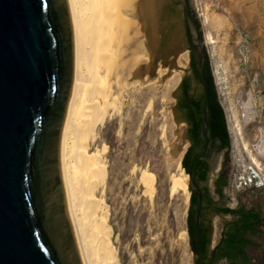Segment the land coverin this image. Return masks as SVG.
I'll return each instance as SVG.
<instances>
[{
  "label": "rangeland",
  "instance_id": "1",
  "mask_svg": "<svg viewBox=\"0 0 264 264\" xmlns=\"http://www.w3.org/2000/svg\"><path fill=\"white\" fill-rule=\"evenodd\" d=\"M165 5L156 19L155 41L149 40L150 28L145 33L149 45L131 63L134 70L121 88L119 112L99 126L92 144L93 152L107 148L105 198L120 264H194L187 229L191 190L182 164L189 142L176 109L178 87L190 74L191 52L179 2L175 12L163 11ZM195 5L231 134L232 165L245 170L239 172L247 182L245 204L264 213V185L251 186L247 172L253 167L260 181L264 177V0H195ZM143 170L155 175L152 194L140 179ZM176 178L189 190L174 191ZM237 191L233 185L225 189L232 205ZM221 228L216 219L215 241ZM250 252L260 255L255 248Z\"/></svg>",
  "mask_w": 264,
  "mask_h": 264
},
{
  "label": "water",
  "instance_id": "2",
  "mask_svg": "<svg viewBox=\"0 0 264 264\" xmlns=\"http://www.w3.org/2000/svg\"><path fill=\"white\" fill-rule=\"evenodd\" d=\"M152 31L165 4L178 1L189 50L204 88V150L187 171L193 204L190 248L200 261L202 192L192 167L208 143L209 54L195 0H153ZM154 56V55H152ZM75 71L68 0H0V264H83L61 168L63 127Z\"/></svg>",
  "mask_w": 264,
  "mask_h": 264
},
{
  "label": "bare ground",
  "instance_id": "3",
  "mask_svg": "<svg viewBox=\"0 0 264 264\" xmlns=\"http://www.w3.org/2000/svg\"><path fill=\"white\" fill-rule=\"evenodd\" d=\"M68 1L75 71L61 142L67 206L83 264H120L105 198L107 148L93 152L92 144L99 138V126L120 110L121 88L133 73L131 63L139 60L147 47L144 34L153 25L151 8L156 1ZM255 147L263 152L259 144ZM140 176L146 192L152 194L155 175L143 170ZM183 177L188 178L187 172ZM261 182L264 184V177ZM178 187L189 190L186 182L176 178L174 191Z\"/></svg>",
  "mask_w": 264,
  "mask_h": 264
},
{
  "label": "flooded vegetation",
  "instance_id": "4",
  "mask_svg": "<svg viewBox=\"0 0 264 264\" xmlns=\"http://www.w3.org/2000/svg\"><path fill=\"white\" fill-rule=\"evenodd\" d=\"M178 2L172 1L165 5L163 11L172 10L177 11L175 8ZM181 20L184 28L183 21V13L181 9ZM150 41H152L151 34ZM184 36L186 40V45L189 46L186 31L184 28ZM202 36V32H201ZM145 37V34H144ZM146 40V43L149 45V42ZM191 55V53H190ZM146 57V56H144ZM190 74H185L180 82L178 87V97L176 102V109L180 113L181 119L186 124V139L189 142V146L187 150L190 149V154L188 155L186 162L189 163V168L192 160L199 155L205 148V141L203 139L201 133V125L203 118V103H204V88L201 83L199 73L195 74L192 61L190 57L189 62ZM209 74V70H208ZM210 84L211 78L209 75ZM195 83L198 86V89H194ZM185 88L188 89L190 95L196 96L200 98V106L195 110V119L193 120L189 114V110L186 107L180 106V96L183 94ZM212 89V84H211ZM212 98V94H211ZM220 103V99L216 97ZM222 105V104H221ZM223 106V105H222ZM212 117V107L210 106L209 119L207 124V138L208 143L206 145V149L203 157L198 160L192 167V172L195 178V181L199 184L203 198L201 203L200 215H201V231H203L204 236L209 239L207 243V254L209 253V257L202 258L200 255V261H195L196 264H235L231 259L227 257H220V249L222 241L225 237V230L227 225L231 223V221L238 220L245 213V208H249L254 205L245 204L244 196H245V174L239 175V172H245L243 168H239L235 165H232V139L231 134L226 118V135H217L214 133V129L210 124V119ZM226 117V114H225ZM195 121V122H194ZM195 126L196 133H193L192 129ZM186 150V151H187ZM186 153V152H185ZM248 175V183L253 187H260L264 185L260 181V176L257 171L250 167ZM202 174L204 177H202ZM212 174V177L210 175ZM235 177V178H234ZM239 177L240 180L236 178ZM212 179V186L210 187L208 181ZM233 185L237 188L236 195V203L234 205L229 203L228 196L225 192L226 187ZM196 194V193H195ZM197 196V202L199 203V197ZM194 203V204H195ZM257 207V206H255ZM231 208L236 209L235 212H228L225 209ZM196 210V208H195ZM219 220L222 224L221 232L219 233V238L217 241L214 239V221ZM225 221L223 222V220ZM241 223V222H240ZM201 233V232H200ZM211 238V240H210ZM248 261L245 259V264Z\"/></svg>",
  "mask_w": 264,
  "mask_h": 264
},
{
  "label": "trees",
  "instance_id": "5",
  "mask_svg": "<svg viewBox=\"0 0 264 264\" xmlns=\"http://www.w3.org/2000/svg\"><path fill=\"white\" fill-rule=\"evenodd\" d=\"M191 61L194 73H198L197 65L195 64L194 58L191 54ZM209 75L211 78L212 84V98H211V107H212V117L210 119V124L214 129V133L217 135H226V117L225 110L221 103L216 100L217 91L214 83V79L211 72L210 62L208 63ZM200 98L190 95L188 89L185 88L183 94L180 96V106L186 107L189 110V114L192 119H195V110L198 106H200ZM195 122V121H194ZM193 133H196L195 126L192 129ZM190 147L186 151L182 164L189 170V163L186 162L188 155L190 154ZM202 177L204 175L202 174ZM197 202V196L193 192L190 196V207L187 216V229L189 234L191 235L193 230V222L192 217L195 211L193 208V204ZM228 212H235L236 209L226 208ZM241 222V223H240ZM238 220L231 221L230 224L227 225L225 230V237L222 241L220 249V257H227L231 259L235 264H245V259H247V264H264V213L263 211L255 206H251L249 208H245V213H243L242 218ZM211 240V238H210ZM209 239H207L203 231L200 233L199 238V255L202 258L209 257V253L207 254V243ZM252 248L258 249L260 251V255L254 256L250 250ZM194 264L196 262L194 261Z\"/></svg>",
  "mask_w": 264,
  "mask_h": 264
}]
</instances>
